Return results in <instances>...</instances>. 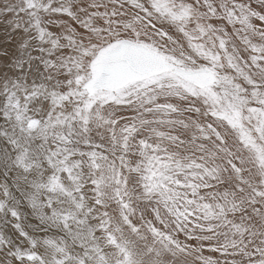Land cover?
I'll return each instance as SVG.
<instances>
[{"label": "snow or ice", "instance_id": "1", "mask_svg": "<svg viewBox=\"0 0 264 264\" xmlns=\"http://www.w3.org/2000/svg\"><path fill=\"white\" fill-rule=\"evenodd\" d=\"M0 264H264V0H0Z\"/></svg>", "mask_w": 264, "mask_h": 264}]
</instances>
